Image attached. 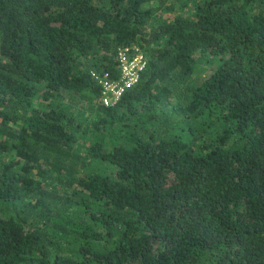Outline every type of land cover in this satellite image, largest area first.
<instances>
[{
    "label": "trees",
    "instance_id": "trees-1",
    "mask_svg": "<svg viewBox=\"0 0 264 264\" xmlns=\"http://www.w3.org/2000/svg\"><path fill=\"white\" fill-rule=\"evenodd\" d=\"M0 264H264V0H0Z\"/></svg>",
    "mask_w": 264,
    "mask_h": 264
},
{
    "label": "built area",
    "instance_id": "built-area-1",
    "mask_svg": "<svg viewBox=\"0 0 264 264\" xmlns=\"http://www.w3.org/2000/svg\"><path fill=\"white\" fill-rule=\"evenodd\" d=\"M118 78H110L107 73L92 76L100 85L102 104L110 106L116 104L125 90L134 86L139 79V74L146 64L142 50L137 45L131 47H119L117 50Z\"/></svg>",
    "mask_w": 264,
    "mask_h": 264
},
{
    "label": "rangeland",
    "instance_id": "rangeland-1",
    "mask_svg": "<svg viewBox=\"0 0 264 264\" xmlns=\"http://www.w3.org/2000/svg\"><path fill=\"white\" fill-rule=\"evenodd\" d=\"M67 100H66V102H68ZM85 106L86 107H91V104L90 103H85ZM80 110H81V114L79 115L80 119H85L86 120L87 117H89L90 120H91V116L89 115V113L91 112V108H85V109H83V107H82Z\"/></svg>",
    "mask_w": 264,
    "mask_h": 264
},
{
    "label": "clouds",
    "instance_id": "clouds-1",
    "mask_svg": "<svg viewBox=\"0 0 264 264\" xmlns=\"http://www.w3.org/2000/svg\"><path fill=\"white\" fill-rule=\"evenodd\" d=\"M142 50V49H141ZM110 77V76H109ZM111 78V77H110ZM133 87V86H132ZM124 94V93H123Z\"/></svg>",
    "mask_w": 264,
    "mask_h": 264
}]
</instances>
